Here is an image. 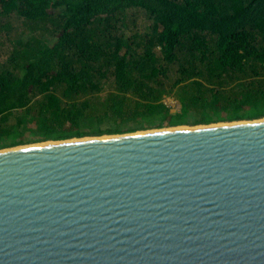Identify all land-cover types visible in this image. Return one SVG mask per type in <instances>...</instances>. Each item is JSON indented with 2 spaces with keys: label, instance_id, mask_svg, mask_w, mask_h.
I'll list each match as a JSON object with an SVG mask.
<instances>
[{
  "label": "trees",
  "instance_id": "16d2710c",
  "mask_svg": "<svg viewBox=\"0 0 264 264\" xmlns=\"http://www.w3.org/2000/svg\"><path fill=\"white\" fill-rule=\"evenodd\" d=\"M263 118L264 0H0V150Z\"/></svg>",
  "mask_w": 264,
  "mask_h": 264
},
{
  "label": "water",
  "instance_id": "95a60500",
  "mask_svg": "<svg viewBox=\"0 0 264 264\" xmlns=\"http://www.w3.org/2000/svg\"><path fill=\"white\" fill-rule=\"evenodd\" d=\"M0 264H264V118L0 150Z\"/></svg>",
  "mask_w": 264,
  "mask_h": 264
},
{
  "label": "rangeland",
  "instance_id": "374dc122",
  "mask_svg": "<svg viewBox=\"0 0 264 264\" xmlns=\"http://www.w3.org/2000/svg\"><path fill=\"white\" fill-rule=\"evenodd\" d=\"M20 33H21L20 27L18 26V27H16V30L14 29L12 31V35H11L10 42L9 43L8 42H5L4 49H7L11 45H13L19 39L18 36H19ZM26 33H28V31ZM28 37H30L28 34H24L23 36H21V39L23 41H26V40H28ZM164 103L170 108V111L171 112H175L179 108L177 102L173 98H171V97L166 98L164 100ZM178 127H188V126H178ZM178 127H173V128H178ZM162 129H171V128H162ZM162 129H160V130H162ZM31 145H34V144H31Z\"/></svg>",
  "mask_w": 264,
  "mask_h": 264
},
{
  "label": "bare ground",
  "instance_id": "6f19581e",
  "mask_svg": "<svg viewBox=\"0 0 264 264\" xmlns=\"http://www.w3.org/2000/svg\"><path fill=\"white\" fill-rule=\"evenodd\" d=\"M220 124H224V123H220ZM183 128H187V127H178V128H173V129H183ZM164 130V129H162ZM151 131H154V130H151ZM147 132V131H146ZM27 146V145H26Z\"/></svg>",
  "mask_w": 264,
  "mask_h": 264
}]
</instances>
